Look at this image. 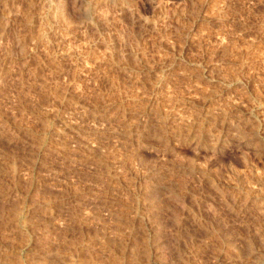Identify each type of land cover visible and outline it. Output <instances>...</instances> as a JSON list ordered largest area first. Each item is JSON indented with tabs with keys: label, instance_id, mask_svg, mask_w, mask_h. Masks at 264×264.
<instances>
[{
	"label": "rangeland",
	"instance_id": "374dc122",
	"mask_svg": "<svg viewBox=\"0 0 264 264\" xmlns=\"http://www.w3.org/2000/svg\"><path fill=\"white\" fill-rule=\"evenodd\" d=\"M0 264H264V0H0Z\"/></svg>",
	"mask_w": 264,
	"mask_h": 264
},
{
	"label": "bare ground",
	"instance_id": "6f19581e",
	"mask_svg": "<svg viewBox=\"0 0 264 264\" xmlns=\"http://www.w3.org/2000/svg\"><path fill=\"white\" fill-rule=\"evenodd\" d=\"M94 5V4H93ZM69 121V120H68ZM71 122V121H70ZM73 123V122H72ZM73 125V124H72ZM240 125V124H239ZM230 126V125H229ZM73 127V126H72ZM75 127V126H74ZM207 130V129H206ZM249 136V135H248ZM156 239V238H155ZM155 241V240H154Z\"/></svg>",
	"mask_w": 264,
	"mask_h": 264
}]
</instances>
